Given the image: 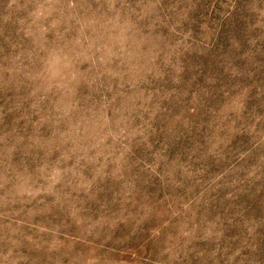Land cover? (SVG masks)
Returning a JSON list of instances; mask_svg holds the SVG:
<instances>
[{
	"label": "rangeland",
	"instance_id": "rangeland-1",
	"mask_svg": "<svg viewBox=\"0 0 264 264\" xmlns=\"http://www.w3.org/2000/svg\"><path fill=\"white\" fill-rule=\"evenodd\" d=\"M0 264H264V0H0Z\"/></svg>",
	"mask_w": 264,
	"mask_h": 264
}]
</instances>
